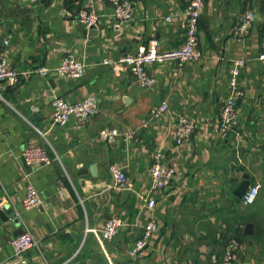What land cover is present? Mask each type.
I'll return each instance as SVG.
<instances>
[{
  "label": "crops",
  "instance_id": "crops-1",
  "mask_svg": "<svg viewBox=\"0 0 264 264\" xmlns=\"http://www.w3.org/2000/svg\"><path fill=\"white\" fill-rule=\"evenodd\" d=\"M129 1L134 17L122 21L110 0H0V35L10 40L0 51L12 68H55L68 55L86 66L80 79L32 74L17 85L0 82V264H210L232 239L241 243L238 264H264V0H207L198 28L200 60L151 66L154 83L147 87L103 60H118L152 39L162 49L180 47L189 0ZM81 10H95L98 23L79 22ZM249 10L256 22L247 36L237 35ZM239 58L246 61L244 96L233 131L223 136L222 100L231 60ZM87 96L98 99L95 116L53 123L56 98ZM163 100L169 111L156 120L152 110ZM181 116L196 128L177 144ZM105 127L137 135L110 145L100 140ZM28 145L43 146L53 162L27 166ZM157 148L177 171L174 185L161 192L151 188ZM115 167L125 170V190L114 185ZM245 176L260 186L251 205L235 194ZM27 183L39 192L40 206H24ZM116 217L123 227L104 240L100 231ZM152 219L158 231L132 254ZM26 231L38 245L17 256L10 240Z\"/></svg>",
  "mask_w": 264,
  "mask_h": 264
},
{
  "label": "built area",
  "instance_id": "built-area-1",
  "mask_svg": "<svg viewBox=\"0 0 264 264\" xmlns=\"http://www.w3.org/2000/svg\"><path fill=\"white\" fill-rule=\"evenodd\" d=\"M206 1L207 0H189V4L185 10L187 17L185 40L180 47L170 50L162 49L160 42L156 39H152L147 45L140 46L136 52H129L115 61L104 59L103 63L109 65L117 74L123 69L129 70L140 86L147 87L154 83V79L149 73V68L151 66L158 63H174L181 68L188 63L199 61L202 55L198 49V28L199 21L205 10ZM110 2L113 4L115 16L119 20L130 21L134 17L133 5L129 0H110ZM256 19L257 17L254 11L249 10L246 12L236 26V34L247 36L255 24ZM77 20L92 27L98 23L99 17L95 10H81L78 13ZM171 20L172 17L167 16L166 21ZM0 45L8 47L10 45L9 37L0 35ZM261 58L263 59L264 56H261ZM245 67L246 61L244 59L239 58L231 60L228 89L222 100L220 120L218 123L219 132L223 136H227L233 131L238 120V105L244 96V90L240 80L242 71ZM85 70V63L80 61L75 55H68L63 58L61 63L55 68L40 66L32 70L23 71L12 68L8 63L6 55L0 51V82L11 85L19 84L23 76L28 77L32 74L42 78L52 75L57 78L80 79L84 76ZM52 111V119L55 124L65 125L72 117L79 120H87L96 115L98 111V99L96 96H87L76 102H68L64 98L58 97L53 101ZM168 111L169 103L167 100H163L160 104L155 106L151 116L159 120L164 117ZM195 128V120L185 116L178 117L176 123L177 144L187 141ZM136 135L137 132L135 131L128 134H121L117 129L108 127L103 128L99 133L100 140L110 145L114 144L119 138L123 137L129 140ZM23 158L25 164L29 167H40L53 162V159L46 149L40 145H28L23 151ZM150 174L153 192L167 191L175 183L177 171L166 162V154L161 148H157L152 156ZM113 176L116 188L121 190L128 188L129 183L124 168L115 167L113 169ZM25 187L26 194L23 200L24 206L28 209L40 206L42 199L37 189L30 183H27ZM253 190H255V195L252 202L249 203L247 197L253 194ZM259 193L260 186L257 184L251 185L242 197L243 204H254ZM2 205L3 199L0 196V208ZM147 205L150 209L155 208L156 200L150 198ZM123 224L121 218L116 217L109 219L100 231L101 237L107 241L113 239L123 227ZM158 229L159 226L157 222L154 219L150 220L145 227L144 237L136 243L132 254L135 255L147 245L152 234L158 231ZM10 245L15 255L19 256L29 248L37 246L38 241L35 239L32 232L26 231L20 236L11 239ZM240 245L241 243L238 240L232 239L223 247L220 253H213L211 255L210 264H238V249ZM2 250L3 244L0 241V252Z\"/></svg>",
  "mask_w": 264,
  "mask_h": 264
},
{
  "label": "water",
  "instance_id": "water-1",
  "mask_svg": "<svg viewBox=\"0 0 264 264\" xmlns=\"http://www.w3.org/2000/svg\"><path fill=\"white\" fill-rule=\"evenodd\" d=\"M251 181L249 176H245L244 181L240 184V186L236 189L235 194L238 198L242 199L244 194L247 192L250 187Z\"/></svg>",
  "mask_w": 264,
  "mask_h": 264
},
{
  "label": "clouds",
  "instance_id": "clouds-1",
  "mask_svg": "<svg viewBox=\"0 0 264 264\" xmlns=\"http://www.w3.org/2000/svg\"><path fill=\"white\" fill-rule=\"evenodd\" d=\"M254 195H255V190H253V194H252V195H249V196L247 197V200H248L249 203L252 202V200H253V198H254Z\"/></svg>",
  "mask_w": 264,
  "mask_h": 264
},
{
  "label": "trees",
  "instance_id": "trees-1",
  "mask_svg": "<svg viewBox=\"0 0 264 264\" xmlns=\"http://www.w3.org/2000/svg\"><path fill=\"white\" fill-rule=\"evenodd\" d=\"M67 1H69V0H67ZM47 2H49V0H47ZM78 14V13H77Z\"/></svg>",
  "mask_w": 264,
  "mask_h": 264
},
{
  "label": "bare ground",
  "instance_id": "bare-ground-1",
  "mask_svg": "<svg viewBox=\"0 0 264 264\" xmlns=\"http://www.w3.org/2000/svg\"><path fill=\"white\" fill-rule=\"evenodd\" d=\"M77 16H78V14H77ZM242 203H243V200H242Z\"/></svg>",
  "mask_w": 264,
  "mask_h": 264
}]
</instances>
